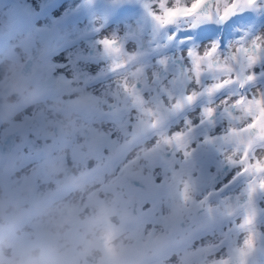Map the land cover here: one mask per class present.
<instances>
[{
  "label": "rangeland",
  "instance_id": "rangeland-1",
  "mask_svg": "<svg viewBox=\"0 0 264 264\" xmlns=\"http://www.w3.org/2000/svg\"><path fill=\"white\" fill-rule=\"evenodd\" d=\"M55 1L59 0H52V2L51 0L0 1V7H4L2 9L6 11V19L10 17L6 24L10 26L11 22L14 27L7 30V33L1 30L0 55L8 46L7 41L12 38V35H19V43H22L26 51L25 58H20L21 61L15 68L13 78L0 81V117L6 121V123H0V207L15 206L18 213L16 217L18 223L16 222L15 229L19 227L21 221L22 224L27 223L25 230L20 231L18 236L16 235L14 244H30L37 240L46 244L47 238L41 232L44 215L65 201L78 200L81 218L87 219L91 228L99 227L101 229L99 239L103 242L102 250L109 255L111 264H175L176 256L168 262L164 260L165 256L186 249L188 250L184 254L189 251L197 254L199 245L194 244L196 240L194 233L185 234L181 240L177 238L180 225L189 222L192 217L190 209L193 210L194 204L191 200L186 202L183 199V193L185 187L189 193L193 180L181 169L179 163H173L170 149L162 144L159 147L156 146L155 137L159 134L160 126L156 129L150 127L154 118L144 117L141 123L135 119V114H133V120L129 122V127L123 131L120 130L117 123L120 113L117 108L112 107L115 101L111 99L116 90L113 89L111 93L108 91L112 83V76L108 70L117 62L121 65V61H123L124 64V60L116 58L115 62L109 64L106 58H101L102 53L98 44L90 47L82 42L77 43L85 48L84 51L82 50V54L72 51L74 54L73 57H70L71 54L68 56L66 52L72 50L76 41H71V38L67 37L62 41L69 42H62L61 45H63L59 47V49L62 47L67 50H54L56 46L58 48L61 36L63 37L60 32L62 23L66 19H69L68 23H73L76 19L75 16L78 15L74 13L71 16L64 12L65 16L62 15V17L60 13L58 16L62 19H58L57 27H53L55 23L48 20H53L54 16L51 13ZM85 1L90 3L87 7L89 10L84 8L78 16L82 17L85 27L89 28V30L87 29L88 35L85 34V37L97 35L98 32L94 26L105 22L103 19L107 10L109 12L105 19L117 22L116 25L121 28L129 29V31L134 27L141 28L144 38L146 36L153 38L157 35L154 30L155 23L147 16L146 5L149 0H130L128 2L120 0L121 3L118 0H112V2L105 0L108 4L103 0H100L102 2H98V0ZM112 3V7L116 6L115 9L111 7ZM92 4H95V8L92 7ZM23 6L27 8V11H24ZM101 9L102 11H100ZM11 11L12 13H9ZM27 12L32 16L30 27L21 23L29 14ZM109 17L111 18L109 19ZM45 24L48 27H45ZM50 25L58 31L55 29L56 32H50ZM39 28L42 31L38 34V38L34 30ZM163 30L167 37L171 36V26ZM185 33L186 36L193 37L191 40L196 39V35H193L191 30ZM101 36L104 35L99 33V38ZM211 37L216 38V33H213ZM43 40L45 42L51 40L52 44H55L51 45V49L47 44L41 45L42 47L37 49L40 51L36 58L32 59V48L35 49L36 44H40ZM180 41H178L179 44L184 46ZM70 42L72 43L70 44ZM172 43L170 40L167 49L173 47H171ZM221 44L219 43L220 49ZM128 45H123L126 53L132 51L136 46L135 44ZM160 46L157 44L154 52ZM90 50L94 52H90ZM143 52L139 50L130 52L137 54L142 59L133 62L135 67L129 65V71L148 65L149 57H151L150 59L154 58L151 51H149L150 54L148 51L147 53ZM11 53L7 52L6 54L10 55ZM50 65L53 66L52 69ZM72 65H75V68H72ZM180 66L175 65L177 69ZM122 70L117 66L118 72ZM195 88L196 86L192 85L186 87V91H192ZM101 96H106L108 100L110 97L111 106L108 107L105 103L100 104ZM25 104H31L32 107L25 108ZM206 104L207 101L201 98L195 105L186 108L183 113L178 115V118H172L174 122L170 123L168 131L178 130L184 119H190L185 117L186 115L198 114ZM6 109H8L7 113H4ZM124 119L127 121V116ZM191 122L199 123L198 119L191 120ZM222 123L215 125V135L221 134ZM203 131V129H199L195 135L200 137ZM109 140L112 143H109ZM197 145L198 140H193L191 147L196 149L193 156L195 166L205 161L210 146L202 145L198 148ZM159 165L160 167H157ZM78 169L81 170L75 172ZM127 169H130V172H125L123 175L126 174V176L119 178L120 172L128 171ZM73 172L75 173L72 174ZM80 172L83 173L74 177ZM131 173L134 174V178L129 176ZM83 175H85L84 179L75 182L82 189L86 188V197L73 195L72 183ZM60 181L62 184H64L63 181L69 183L71 181V183L65 185V190L60 195L54 194L55 196L50 198L51 204H48L47 200L51 197V193L63 186ZM90 181L95 183L88 186ZM127 193L139 194L132 198L136 199L137 203L128 199L125 196ZM140 194H143V200L139 198ZM45 200L47 205L43 204ZM182 201L183 206H181ZM36 204L39 205L40 210ZM159 210L162 217L156 218ZM108 236H111V240L106 243ZM182 263H188L187 255L184 256ZM76 264H80V262L77 261ZM84 264H98V262L85 260Z\"/></svg>",
  "mask_w": 264,
  "mask_h": 264
},
{
  "label": "snow or ice",
  "instance_id": "snow-or-ice-1",
  "mask_svg": "<svg viewBox=\"0 0 264 264\" xmlns=\"http://www.w3.org/2000/svg\"><path fill=\"white\" fill-rule=\"evenodd\" d=\"M261 6H264V0H149L146 11L159 29L187 24L191 30L204 23L223 25L233 16ZM21 23L30 27L31 14H27ZM35 31L40 33L42 30ZM176 38V32L169 37L172 41ZM191 39L186 37L180 41L185 45V51L174 62L160 57L134 71L128 70L129 65L135 67L133 62L140 56L126 53L123 44L114 36L106 35L97 40L102 56L109 64L116 58L125 61L108 70L112 76L108 91L116 90L112 107L120 113L117 123L123 131L129 127L133 114L141 123L144 117L154 118L150 127L156 129L160 126L155 137L156 146L162 144L170 149L173 163H179L194 182L199 170L193 161L196 149H192V141L198 140V148L221 145L224 164L238 169L234 180L246 178L248 203L252 205L253 197L258 192L264 193V87H257L258 83L264 82V36H242L223 51L217 41L198 51L188 47L187 42ZM166 51L176 55L174 48ZM176 64L182 67L177 69ZM117 66L123 70L118 72ZM256 68L261 70L254 71ZM192 85L196 86L195 90L186 91V87ZM218 94L223 98L219 99ZM201 98L207 104L197 115L199 123L193 124L186 118L178 130L169 132L168 127L174 122L172 118H178ZM218 118L223 122L222 132L215 135ZM199 129L204 131L197 137L195 133ZM232 183L230 181L229 186ZM224 189L222 185L220 189L213 187L210 191L220 194ZM139 198L143 200V194ZM183 199H189L187 187ZM253 223V217L246 216L239 225L241 229H247L249 235L244 239L243 247L237 250L238 258L255 254ZM110 240L111 236H108L106 243ZM223 251V246L218 249L210 247L206 264H230L228 259L222 258Z\"/></svg>",
  "mask_w": 264,
  "mask_h": 264
},
{
  "label": "bare ground",
  "instance_id": "bare-ground-1",
  "mask_svg": "<svg viewBox=\"0 0 264 264\" xmlns=\"http://www.w3.org/2000/svg\"><path fill=\"white\" fill-rule=\"evenodd\" d=\"M84 1L83 0H59L58 2L55 1L56 2L55 5L53 3H51V4H53L52 6H54V8L52 9L53 11L51 13L52 16H54V17H53V20H48V21H52L53 23H55L53 25V27H57L56 21L58 19H62L61 17L58 16L60 13H61V16L62 15L65 16L63 14L64 12L71 14V16L74 13L78 14L75 16L76 19L73 21V23H68L69 19H66V21H64L62 23V26L60 28V32L63 34V37L61 36L59 44H58V48H56L57 47L56 46L54 48V50H58V51L67 50V49H62V47H61V49H59V47L63 45V44L61 45V43L65 42V40L62 41V39L67 37L68 39L71 38L70 39L71 41H76V43L72 46V50H68V52H66V54L68 56H69V54H71L70 57H73L74 53L72 51H76L77 53L82 54V52L85 50V48H82L79 44L77 45V43L82 42V43H85L86 46L91 47V45L97 44V40L99 39V33H100V34H103L104 36L108 35V36H114L117 39L119 38V41L123 45L125 44V46H127L128 44H129L128 46H133L135 44L136 46L130 52L139 50L142 52L146 51L145 53H147V51L148 52L151 51L154 58L150 59L151 57H149V63L148 64H151V62L154 59H157L160 57L166 58L170 61V63H172L176 59H178L180 56L183 55V52L185 51V45L184 46L180 45L178 41H180L186 37H189V36H186V33H185L189 30V26L187 24H182L179 27L171 26L172 30H171L170 34H172L173 32L177 33L176 40L175 41L171 40V42H173L171 47L173 46L172 48H174L175 52H176L175 56H173L171 51H166V50H168L167 46L169 45L170 39H169V37L166 36L165 30L159 29L155 25L154 30L157 33V35L153 38H148L147 36L144 38V36H143L144 32H141L142 31L141 28H135L134 27L133 29H131L129 31V29H123V28L119 27V25H116L117 22H113V21L110 22L109 20H106L105 18H106L107 13L109 12V10L105 11V18L103 19L106 23L102 22L99 25L97 24V26H94L95 30L98 32L97 35L85 37V34L88 35L87 32H89L88 31L89 28H86L87 26L85 27V24L82 21V17L81 16L78 17L79 12L84 10V8L89 10L87 7L90 3H87L85 1L86 2V4H85ZM106 1L112 2V0H106ZM118 1L120 2V0H118ZM128 1H130V0H127L126 2H128ZM51 2H52V0H51ZM98 2H102V1L98 0ZM103 2H105V0H103ZM123 2H125V1H123ZM145 2H147V1H145ZM27 3H28V1H27ZM106 4H108V3H106ZM109 5H110V3H109ZM112 5H113V3L111 4V7H112ZM133 5H134V3H133ZM94 6H95V4H92V7H94ZM141 6H142V3H141ZM106 7H108V6H106ZM115 7L116 6H114L112 8L115 9ZM130 7H131V5H130ZM2 8H4V7H0V32H1V30H2V32L3 31L6 32L7 30L9 31V29L12 28L13 26L11 25V22H10L11 27L9 26V24L8 25L6 24V21H8V19H10V17H8V19H6L7 18L6 17V11ZM8 8H10V6H8ZM24 8H25L24 11H27L26 10L27 8L26 7H24ZM140 9H143V8H140ZM50 10H51V8H50ZM93 11H95V10H93ZM100 11H102V9ZM141 11H144V10H141ZM18 12L20 13V11H18ZM9 13H12V11ZM27 13H29V12H27ZM51 14H49V15H51ZM111 14H110V16H111ZM147 16H149V15H147ZM50 18H51V16H50ZM110 18L111 17H109V19ZM38 19H40V18H38ZM136 20H139V19H136ZM139 21L144 22L142 20H139ZM15 22H16V20H15ZM46 25L47 24H45V27H48ZM51 25H50V28H51L50 32H54L56 28L54 29ZM90 25H92V24H90ZM91 27H90V29H91ZM142 28H143V26H142ZM22 29H21V31H22ZM39 29H41V28H39ZM196 29H197V31H196ZM196 29L195 28L191 29V32L193 33V35H196L195 36L196 39L191 40L190 42H187L188 47H194L198 51H203L213 41H217L218 43H222L221 44V50L223 51V50L227 49L230 44H232L234 41L240 39L242 36H245V35L248 37L264 36V6L258 7L257 9H254V10L245 11V12H242V13L236 15V16H233L231 19H229L223 25H217L215 23H204V24H201L198 27H196ZM198 29H201V30H198ZM56 30L58 31V29H56ZM26 33H27V31H26ZM35 33H37V32H35ZM42 33L44 34V32H42ZM213 33H216V38L211 37L213 35ZM38 34L39 33H37V37L39 36ZM160 35H162V36H160ZM142 36H143V39H142ZM190 36H192V35H190ZM35 37H36V34H35ZM128 37L130 39L129 41H128ZM32 38H33V36H32ZM229 38H231V39H229ZM47 39H48V37L46 38V40ZM40 40H41V38H40ZM51 40H53L52 37H51ZM51 40L48 42H45V40H43V42L41 41L40 44L36 42L37 46L35 47V49L32 48V50H31V53L33 54L32 59L36 58L38 52L40 51L37 49L41 48L43 45L47 44L51 49V45L55 44V43L52 44L53 41H51ZM132 40H135V41H132ZM161 41H163L164 43H161ZM7 42L9 43L8 46L1 52V55H0V81H2V82L5 80H11L13 78L14 73H15V68H16L18 62H20L22 58L23 59L25 58L24 55L26 52L24 50L25 48L22 45V43L21 44L19 43L20 42L19 35H12V38L9 39V41H7ZM66 42H69V41L66 40ZM71 43L72 42H70V44ZM157 44L158 45L160 44L161 46L158 48L159 51L156 50V52H154V49H155ZM125 46H124V49H125ZM30 47H31V45H30ZM96 48H97V46H96ZM4 51H5V54H4ZM95 51H97V50H95ZM7 52H9V53L12 52V53L10 55H8V54H6ZM55 52H57V51H55ZM90 52H94V51L90 50ZM130 52H127V53H130ZM50 54H51V52H50ZM148 54H150V52ZM143 55H144V52H143ZM96 56H98V55H96ZM29 58H30V56H29ZM101 58H104V57L102 56ZM146 59H148V58H146ZM115 60H113V61L115 62ZM121 62L123 64V61H121ZM142 62H140V63H142ZM116 64H114V65H116ZM176 65H181V64H176ZM74 66L75 65H72V68ZM181 67H182V65L179 68H181ZM260 70H261L260 68L254 69V71H257V72H259ZM257 87H264V82L258 83ZM253 91H254V89H253ZM106 96L100 97L99 100L101 101V99H102V102H100V104L105 103V105L109 107V106H111L112 101L110 102L109 101L110 97L108 96L109 97V100H108L106 98ZM95 98H97V97H95ZM218 98L222 99L223 96L218 95ZM92 101H94V99ZM89 102H90V100H89ZM14 107H15V105H14ZM7 110L8 109H6L4 113H7ZM13 111H14V109H13ZM197 115L198 114H196V113H191V114L186 115L185 117H188L191 120L195 121V120H197ZM0 121H4V120L0 117ZM221 123H222V121H220L218 118L216 125H220ZM149 144L151 145V143H149ZM221 147H222L221 145H210L205 161L202 163H199L195 166L199 170L198 179L195 182L193 181V183L191 184V187H190V191L188 193V196H189L188 200H191V202H193V204H194V207H192L193 210L190 209V214L192 217L190 218L189 222L180 225V227L178 228V229H180L179 230L180 232L178 231V233H177L178 240H181L182 238H184V235L188 234L189 232H192L196 235V240H195L194 244L199 245V252L197 254H194L193 252L189 251V252H187V254H184V252L188 249L183 250V251H179L178 253L174 252V253L168 254V256H165L164 260L167 262L170 261L172 257L176 256L177 262L175 264H183L182 263L183 258L185 255H187L188 263H186V264H206V257L208 256L209 248L215 247L218 249L219 247L223 246L224 251L221 253V256H222V258L228 259L230 264H264V193L258 192L253 197L252 205H249V203H248V192H247V180L245 177H240V178H237L234 180L235 173H236V171H238V169L229 168L224 164L223 155L221 153ZM13 156H15V155H13ZM11 158H12V156H11ZM8 164H9V162H8ZM155 166H156V163H155ZM157 167H160V165ZM15 168H17V166H15ZM79 170H81V169H78L75 172H78ZM127 170L128 171H121L119 174V178L121 176H126V174L123 175L125 172H130V169H127ZM75 172H73L72 174H74ZM83 172H85V171H83ZM83 172H80L78 174H81ZM85 175H83L82 177H79L78 179H75V180L72 178V180L81 181L82 179L85 178ZM133 175H132V173L129 174V176H132L134 178ZM76 176L77 175H75L74 177H76ZM11 177H12V175H11ZM12 178H14V176ZM230 181H232L233 183L229 186ZM63 182H64V184H62V182H61V184L63 185L62 187L57 188L54 191V193H51V197H49L47 200L48 204H51L50 198H52L54 194L60 195L65 190L64 187H66L65 185L68 184L69 182H67V181H63ZM70 183H71V181H70ZM94 183H95L94 181H90L88 186L91 184H94ZM222 185L225 186V189L222 193L215 194V193H212L210 191V189H212L213 187L215 189H220ZM67 188H68V186H67ZM146 190H143V191H146ZM56 192H58V193H56ZM73 195L86 197V190L82 191V192H74ZM203 195H205V197H203ZM125 196L128 199H130L132 202L137 203L136 199H132V198H134L135 196H139V194L127 193V194H125ZM45 202H46V200L43 202V204H45ZM45 205H47V204H45ZM36 206H37V204H36ZM181 206H183V201L181 202ZM39 208L40 207H38V210H40ZM162 208H163V206H162ZM165 208H167V206H165ZM246 216H252L253 220H254V223H253L252 228H251V232L255 236V239H256V251H255L254 255L247 257V258H244V259H241V258H238V256H237V250L239 248L243 247V241L249 235V231L247 229H241L239 227V225L242 223L243 219ZM157 217L158 218L162 217L160 210L156 214V218ZM26 224L27 223L22 224V221H21L19 227L18 228L16 227V229H14V233L10 235V242H12L13 245H15L14 241L16 239V235L18 236L20 231L25 230ZM0 235H2V234L0 233Z\"/></svg>",
  "mask_w": 264,
  "mask_h": 264
},
{
  "label": "clouds",
  "instance_id": "clouds-1",
  "mask_svg": "<svg viewBox=\"0 0 264 264\" xmlns=\"http://www.w3.org/2000/svg\"><path fill=\"white\" fill-rule=\"evenodd\" d=\"M28 107L32 105L25 104ZM72 189L85 191L75 181ZM17 215L15 206L0 207V264H84L85 260L111 264L109 255L102 250L101 229L91 228L87 219L81 218L78 200L65 201L44 215L41 232L47 238L46 244L37 240L14 246L10 235L14 233Z\"/></svg>",
  "mask_w": 264,
  "mask_h": 264
}]
</instances>
